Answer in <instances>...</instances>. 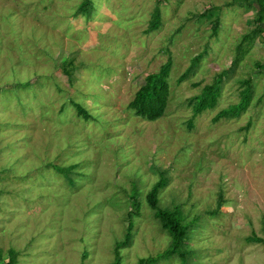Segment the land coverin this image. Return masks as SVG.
Here are the masks:
<instances>
[{"label":"rangeland","instance_id":"obj_1","mask_svg":"<svg viewBox=\"0 0 264 264\" xmlns=\"http://www.w3.org/2000/svg\"><path fill=\"white\" fill-rule=\"evenodd\" d=\"M82 1L0 0L1 260L12 248L15 264H114L128 222L120 264L158 255L171 238L145 196L163 177L159 207L195 218L193 254L156 264H264V244L245 240L264 238L263 0H90L88 15ZM169 58L167 107L143 119L128 103ZM224 70L217 105L193 115L189 99ZM248 78V108L213 121Z\"/></svg>","mask_w":264,"mask_h":264},{"label":"trees","instance_id":"obj_2","mask_svg":"<svg viewBox=\"0 0 264 264\" xmlns=\"http://www.w3.org/2000/svg\"><path fill=\"white\" fill-rule=\"evenodd\" d=\"M248 5H250V3ZM257 5L259 9H257L258 16L255 18V20H253L255 24H259L261 21H263L261 18H263L262 10L264 8V0L262 4H258L257 2ZM91 9L92 5L90 0H83L79 5L78 12L88 15ZM160 23V9L158 7H155L151 14V20L145 31L149 32L157 29L160 26ZM212 29L215 30L216 25H213ZM260 30H262L261 26L256 25L250 33H245L241 37V40L237 45V49H241L240 47L243 45L242 43L244 41H251L255 36V33H258ZM201 57L202 55L199 53L197 54V56H194L192 58L190 66L181 74V76L178 78V81L183 80L193 71L194 67L197 66V63L201 59ZM69 64L66 63L64 64V66H62V70L66 74H69L71 72V68L67 66ZM171 65L172 62L169 58L159 67L157 72H152L145 76L144 83L138 88V90H136L134 97L128 103V107L136 115L147 120H156L163 115L167 107L169 96V83L167 77L170 73ZM262 66H264V64ZM227 70L228 69H226V71ZM224 73H226L225 70L218 73L211 84L205 85L202 88L199 95H195L189 99V103L192 104L193 115H197L205 109L213 108L217 105L222 91V76ZM241 82L244 87L240 92V100L236 103L230 104L228 107L222 108L215 115L213 121L218 120L220 117L230 118L238 116L241 112L248 108L253 96L252 82L250 78L244 79ZM70 103L73 104L78 116H80L84 120L92 119V115L84 106L74 101H71ZM192 124V120L188 119L187 125L191 127ZM75 166L77 165L74 164L67 168L54 165V168L56 169V171H60V168H63L65 170V173L68 174V172ZM69 179L71 178L69 177ZM165 182L166 180L163 177L158 182H156L146 193L145 200L148 206L153 210V214L159 223L160 229L170 236V243L168 244L166 249H164L156 256L139 258L137 264H156L158 261L169 259L172 256L177 257L180 262L184 263L190 258L191 254H193L192 251L187 248V243L191 238L192 230L195 226V218L187 220L185 214L181 210V206L178 205V203H176V205H174L172 208L159 207L158 193L160 191V187H162ZM132 227V223L128 222L122 240L116 241L115 243L114 264H120L119 249L129 245L131 241ZM245 240L249 243L260 242L264 244V238L261 237L246 236ZM7 253V260L2 261L0 257V264H15L18 254L16 250L9 248L7 250Z\"/></svg>","mask_w":264,"mask_h":264}]
</instances>
